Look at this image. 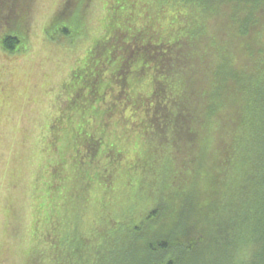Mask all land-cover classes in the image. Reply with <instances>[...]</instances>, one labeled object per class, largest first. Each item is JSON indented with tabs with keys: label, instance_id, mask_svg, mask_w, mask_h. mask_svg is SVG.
Segmentation results:
<instances>
[{
	"label": "rangeland",
	"instance_id": "rangeland-1",
	"mask_svg": "<svg viewBox=\"0 0 264 264\" xmlns=\"http://www.w3.org/2000/svg\"><path fill=\"white\" fill-rule=\"evenodd\" d=\"M64 1L30 0L24 46L18 45L14 52L0 47V264H139L140 250L128 244L136 237L132 239L131 235L139 231L134 226L142 225L148 211L160 204L162 193H167L169 146L160 143L154 122L143 119V115L153 113L157 101L163 100L162 95L157 100L145 94L142 101L126 106L129 99L125 95L111 97V89L106 96H96L91 108H112L113 120L102 124L96 116H88L87 99L68 93L66 85L98 41H108L105 33L111 6L118 0H91L84 10L80 34L75 28L81 6L74 0L64 7ZM163 1L186 7L180 10V23L185 26L188 22L190 26L179 30L182 39L198 19L199 9L191 1ZM159 2L137 0L132 8L142 12V16L152 11L156 17ZM171 2L166 3L162 15L175 6ZM13 3L2 0L3 30L18 21ZM123 6L130 10L128 2ZM164 20L167 24L163 26H167L169 17L166 15ZM142 22L138 18L135 25ZM116 44L108 47L114 48L112 60L99 56L103 63L98 70L99 80L94 85L86 82L84 92L88 93L91 85L103 90L109 82L119 92L126 72L136 69L134 62L124 72L115 71L126 56L122 44ZM147 70L142 77H136V90L149 94L154 87V70ZM165 86L168 87L163 85V96L173 95L178 82L167 81ZM72 99L77 108L69 109ZM134 105L138 108L133 111ZM80 108H85V113ZM122 108L133 112L126 116L127 121ZM82 127L85 132L80 131L81 139H98L97 151L88 139L75 151L73 146L68 149L74 152L70 163L56 167L65 154L53 149L54 137L58 135L56 145L64 150L70 145V138L77 137L75 130ZM154 229L151 230L156 234L160 232ZM248 235L250 248L241 246L229 260L222 255L218 260L216 253L215 259L208 261L264 264L263 235ZM143 237L150 238L145 234ZM177 255L183 263L182 254Z\"/></svg>",
	"mask_w": 264,
	"mask_h": 264
},
{
	"label": "trees",
	"instance_id": "trees-1",
	"mask_svg": "<svg viewBox=\"0 0 264 264\" xmlns=\"http://www.w3.org/2000/svg\"><path fill=\"white\" fill-rule=\"evenodd\" d=\"M13 1L18 21L12 28H0V47L12 52L26 42L24 28L32 6L30 0ZM65 1L64 7L74 0ZM75 1L81 6L75 28L80 34L84 10L91 0ZM136 1L112 4L105 33L108 41H98L91 49L66 89L77 98H86L88 116H96L102 124L113 120L115 114L112 108H91L96 96H106L112 89L111 97L125 95L129 99L127 106L146 95L157 100L162 95L153 113L143 115V119L154 122L160 143L169 146L167 193L159 197L157 208L148 211L146 221L134 226L139 231L131 235L136 237L128 244L140 250L139 264H215L208 260L215 259L216 253L218 260L221 255L229 260L241 246L250 248L248 234L258 232L264 239V0H184L193 2L200 15L182 39L179 30L190 26L180 23V10L186 7L166 1L175 6L162 15L167 7L159 0L156 17L152 11H145L144 17L133 10ZM126 2L130 10L123 9ZM1 6L2 0L0 12ZM166 15L170 21L163 26ZM138 18L143 22L135 25ZM116 43L122 44L127 58L115 71L124 72L136 63L133 72H126L119 92L110 82L103 90L93 86L103 65L99 56L112 60L114 48L108 47ZM148 68L154 70V87L149 94L136 90V77H142ZM166 78L178 82L173 95L163 96V85L168 87ZM86 82L93 84L88 93L84 92ZM72 100L69 109L76 107ZM84 109L80 111L85 113ZM124 109L127 121L126 116L133 112ZM84 130H75L77 137H71L64 150L56 145L58 135L54 137L53 149L65 154L56 167L69 162L74 154L69 148L73 146L75 151L88 139L97 151L98 139H81L79 134ZM154 228L160 232L156 234ZM144 234L150 238L145 239ZM262 247L264 250V243ZM178 253L184 257L183 263Z\"/></svg>",
	"mask_w": 264,
	"mask_h": 264
}]
</instances>
